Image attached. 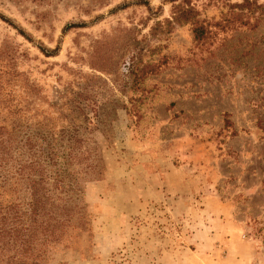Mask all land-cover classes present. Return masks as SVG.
Instances as JSON below:
<instances>
[{
    "label": "rangeland",
    "instance_id": "374dc122",
    "mask_svg": "<svg viewBox=\"0 0 264 264\" xmlns=\"http://www.w3.org/2000/svg\"><path fill=\"white\" fill-rule=\"evenodd\" d=\"M0 126L2 202L46 200L50 139L93 143L39 264H264V0H0Z\"/></svg>",
    "mask_w": 264,
    "mask_h": 264
},
{
    "label": "trees",
    "instance_id": "16d2710c",
    "mask_svg": "<svg viewBox=\"0 0 264 264\" xmlns=\"http://www.w3.org/2000/svg\"><path fill=\"white\" fill-rule=\"evenodd\" d=\"M171 21L168 24H194L192 9L186 6H177ZM194 39L200 40L202 37L201 29L194 27ZM168 58L162 56L156 63L153 61L144 67L143 72L147 71L149 75L157 74L160 68L167 65ZM19 125L18 123H16ZM5 126H0V146H3L1 154L5 155L9 152L14 137L10 133H6L7 138L1 142L2 135H5ZM22 147L31 145L32 138L28 135L23 140ZM48 148L51 150L46 157L47 166L54 168L52 175L43 179V170L39 175V181L33 182L34 195L39 190V185L51 180L50 188L43 187L41 190L46 195V200L28 199L19 203V201H0V264H39V258L42 255V245L38 234L44 238L43 244L60 232V239L63 241L68 232L80 228L81 224L70 223L66 220L65 210L68 211L70 202L74 209L77 210V220L82 217L86 220L81 207L75 204L79 201L80 181L85 179V173L79 166L83 163L90 162L89 156L94 153V147L91 139L79 138L72 135L64 138L50 139ZM4 147V145H7ZM64 145L63 154L57 152L58 147ZM57 149V150H56ZM78 156V157H77ZM88 165L93 167L92 162ZM26 164V163H25ZM21 165L16 169V173L20 178L30 175L33 169H41L44 167L39 160L30 162L27 167ZM32 169H29V168ZM84 173V174H83ZM79 181V182H78ZM54 194H57L54 196ZM69 212V211H68ZM81 213V214H80ZM83 220V221H84ZM84 224V222H83ZM88 224V222H87ZM62 235V236H61Z\"/></svg>",
    "mask_w": 264,
    "mask_h": 264
}]
</instances>
